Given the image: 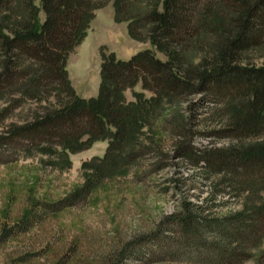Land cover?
<instances>
[{
  "label": "rangeland",
  "instance_id": "374dc122",
  "mask_svg": "<svg viewBox=\"0 0 264 264\" xmlns=\"http://www.w3.org/2000/svg\"><path fill=\"white\" fill-rule=\"evenodd\" d=\"M160 2L139 0L135 11L161 9ZM31 4L42 23L41 1ZM94 13L84 38L65 58L64 69L77 97L98 96L101 68L108 61H128L145 50L163 62L169 60L145 34L130 35L131 20H116L112 2ZM29 16L27 0L1 8L0 33L12 36ZM193 55L194 62L199 61V55ZM241 63L264 66V43L245 52ZM24 89L11 86L0 91V237L5 228L17 232L0 238V264H212L209 250L193 249L191 238L175 237L176 231L166 230L167 220L183 212L185 204H203L208 208L205 214L216 215L243 210L251 198L256 207L264 204V178L250 179L247 189L252 190L235 195L221 183L222 176L205 179L198 168L177 157L173 124L185 119L184 146L206 150L264 142L260 138L235 143L211 134L218 128L209 120L211 109L219 107L200 94H157L138 81L123 91L133 119L129 138L112 144V136L85 135L65 147L62 142L15 134L66 102L58 90L32 99ZM89 179L97 182L85 200L52 213L44 210L43 203L67 197ZM218 189L230 193L211 200ZM32 212L38 220L18 231L15 226ZM252 244L249 256L237 264H264V233ZM21 256H28V261H19Z\"/></svg>",
  "mask_w": 264,
  "mask_h": 264
},
{
  "label": "trees",
  "instance_id": "16d2710c",
  "mask_svg": "<svg viewBox=\"0 0 264 264\" xmlns=\"http://www.w3.org/2000/svg\"><path fill=\"white\" fill-rule=\"evenodd\" d=\"M40 1L42 23L34 17L32 0H27L30 16L21 29L12 36L0 33V91L22 86L26 97L33 99L58 90L66 102L18 128L17 136L62 142L65 147L85 135L112 136V144L125 140L133 119L124 105L123 91L142 81L144 88L150 86L157 94H200L212 107L218 106L209 116L218 126L210 133L217 137L235 143L264 138V66L241 63L245 52L264 43V0H161V9L155 6L140 14L135 11L139 0ZM13 2L0 0V9H9ZM108 2L113 4L116 20H131V36L145 34L170 58L163 62L145 50L128 61H108L101 68L98 96L79 98L64 69L66 54L84 38L96 9ZM193 54L199 55V61L194 62ZM186 121L173 124L178 132L176 154L198 168L203 178L222 176L221 183L235 195L251 189H247L250 179L264 178V142L206 150L184 146L181 136L187 132ZM95 180L89 179L56 202L43 203L44 210L52 213L85 200ZM225 192L230 193L214 191L211 200ZM254 203L251 198L243 210L227 215L205 214V205L185 204L183 212L167 220L166 230L176 231L175 237L187 241L191 238L193 249L209 250L212 264H237L249 256L252 243L264 233V204L256 207ZM33 213L15 226L18 231L34 225L38 214ZM12 229L5 228L0 238L15 235ZM28 259L21 256L19 261Z\"/></svg>",
  "mask_w": 264,
  "mask_h": 264
}]
</instances>
